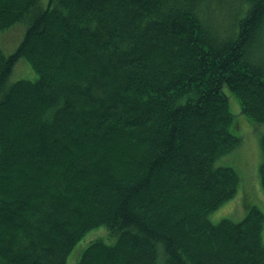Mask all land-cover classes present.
<instances>
[{
  "label": "trees",
  "instance_id": "1",
  "mask_svg": "<svg viewBox=\"0 0 264 264\" xmlns=\"http://www.w3.org/2000/svg\"><path fill=\"white\" fill-rule=\"evenodd\" d=\"M14 28L0 264H67L85 236L74 264H264L261 210L207 218L238 186L215 165L240 145L224 88L264 124V0H0ZM20 59L37 77L10 83Z\"/></svg>",
  "mask_w": 264,
  "mask_h": 264
},
{
  "label": "rangeland",
  "instance_id": "2",
  "mask_svg": "<svg viewBox=\"0 0 264 264\" xmlns=\"http://www.w3.org/2000/svg\"><path fill=\"white\" fill-rule=\"evenodd\" d=\"M45 4L47 0H42ZM216 19L222 20V16H216ZM23 31L20 28L0 35V49L4 54L9 55L17 48L21 40ZM5 47V50L3 46ZM36 73L31 69L30 65L23 59H20L13 68L9 77V82L18 80L33 81L36 79ZM228 97L229 111L233 115L230 130L236 137L240 138V145L231 152L220 156L216 161V166L231 167L238 176V186L234 197L216 210L207 215L208 220L216 224L222 219L231 221L241 220L248 212L249 207H257L264 214V190L262 189L259 169L262 162V152L260 147V138L264 136V124H255L248 120L241 113L239 104L235 96L224 88ZM105 228H97L90 233L89 239L106 235ZM262 242L264 244V222L261 233ZM86 236L75 246L72 254L68 257L67 264H74L76 249L84 244ZM88 243L83 245L81 251Z\"/></svg>",
  "mask_w": 264,
  "mask_h": 264
}]
</instances>
